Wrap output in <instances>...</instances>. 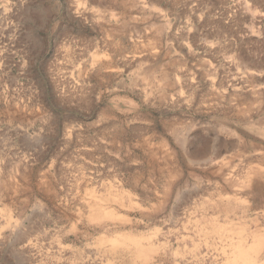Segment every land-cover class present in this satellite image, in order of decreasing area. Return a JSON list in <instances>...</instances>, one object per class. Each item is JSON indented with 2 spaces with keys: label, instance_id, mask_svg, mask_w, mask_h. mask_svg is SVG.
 Segmentation results:
<instances>
[{
  "label": "rangeland",
  "instance_id": "obj_1",
  "mask_svg": "<svg viewBox=\"0 0 264 264\" xmlns=\"http://www.w3.org/2000/svg\"><path fill=\"white\" fill-rule=\"evenodd\" d=\"M0 264H264V0H0Z\"/></svg>",
  "mask_w": 264,
  "mask_h": 264
},
{
  "label": "bare ground",
  "instance_id": "obj_2",
  "mask_svg": "<svg viewBox=\"0 0 264 264\" xmlns=\"http://www.w3.org/2000/svg\"><path fill=\"white\" fill-rule=\"evenodd\" d=\"M46 11V10H45ZM102 213V212H101ZM238 247V246H237ZM240 247H241V254H243L244 256L246 255V257H247V254L245 253L246 251H242V249L244 248V246H243V244H240ZM239 248V247H238ZM240 254V255H241ZM243 255H241V257H243ZM246 257H245V261H246ZM248 258V257H247ZM248 260V259H247Z\"/></svg>",
  "mask_w": 264,
  "mask_h": 264
}]
</instances>
